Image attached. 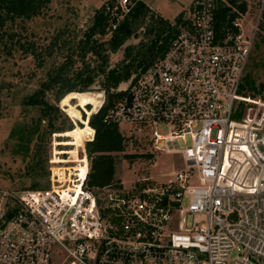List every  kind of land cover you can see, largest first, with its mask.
Here are the masks:
<instances>
[{"label":"built area","instance_id":"1","mask_svg":"<svg viewBox=\"0 0 264 264\" xmlns=\"http://www.w3.org/2000/svg\"><path fill=\"white\" fill-rule=\"evenodd\" d=\"M139 1L105 0L108 28L117 30ZM260 2L251 35L240 16L238 32L221 38L218 0H194L170 21L176 31L163 54L106 114L142 133L150 153L182 154L186 167L90 189L89 140L76 152L55 142L47 187L0 188V264H264V130L234 118ZM195 213L207 221L189 224Z\"/></svg>","mask_w":264,"mask_h":264},{"label":"rangeland","instance_id":"2","mask_svg":"<svg viewBox=\"0 0 264 264\" xmlns=\"http://www.w3.org/2000/svg\"><path fill=\"white\" fill-rule=\"evenodd\" d=\"M194 0H153V6L169 21L175 20L180 12L189 9ZM247 10L241 15L243 32L251 35L262 4L260 0H245ZM105 0H51L40 15L28 19L17 18L8 23L10 32L17 34L13 40L5 38V45L0 46V92L4 117L0 118V188L9 190L41 189L49 184L50 158L56 144L74 145L76 152L86 140V134L71 131L76 122L66 113L61 101L56 103L59 113L42 117L43 110L26 105L25 99L33 93L48 72L57 64L72 55L71 73L83 71L84 76L93 79L85 91L93 92L94 96L102 94L100 108L106 100V76L113 70L123 74L127 69L131 76L119 83L114 91H120L132 81L144 65L152 57L151 47L158 39L159 29L157 13L146 8H138L128 17V27L120 32L106 29L105 34L97 33L93 39L95 51L88 52L84 61L80 56L79 41L84 39L92 26L95 12L104 6ZM264 10V9H263ZM264 21L255 41L248 69L246 72L244 92H241L240 104L234 118L241 120L243 112L251 113L256 129L264 130ZM34 44L42 53L43 64H39L34 55L24 51L17 43ZM49 46L53 47L49 55ZM154 58L152 62L155 60ZM88 65V66H87ZM1 89V87H0ZM78 92V91H77ZM47 99L53 103V95L48 93ZM71 102L76 105V100ZM243 105V106H241ZM90 106V107H89ZM82 116L88 117L84 108L78 107ZM86 109L93 110V104H87ZM45 110V109H44ZM55 116L56 126H62L61 131L50 133L49 118ZM259 117V118H258ZM82 126V122H78ZM130 123H121L120 129L129 139L125 152L120 154L117 165V182L130 187L134 181L143 176H153L157 180L165 179L174 171L186 167L182 154L177 152L150 154L148 140L141 133L130 129ZM56 140V141H55ZM36 145L41 146L46 164L33 168V155ZM187 143L179 140V147ZM57 149L70 148L57 145ZM125 154L136 155L133 159ZM152 154V153H151ZM189 205L185 197L184 207ZM189 224L193 221L205 223L207 216L202 213L189 215Z\"/></svg>","mask_w":264,"mask_h":264},{"label":"trees","instance_id":"3","mask_svg":"<svg viewBox=\"0 0 264 264\" xmlns=\"http://www.w3.org/2000/svg\"><path fill=\"white\" fill-rule=\"evenodd\" d=\"M50 2L51 0H0V46L4 45V48H7L4 41L5 38L11 42L17 36V34L9 31V22H14L17 18L28 19L40 15ZM140 7L149 10L143 1L137 3L135 10ZM246 10L247 3L245 0H218V9L216 12V30L218 36L224 38L228 33L238 32V28L233 27L232 22L240 17L241 14L245 13ZM184 12L179 13L175 20L178 22L181 21ZM127 19L115 30L116 32H120L122 28L128 27ZM156 20L159 35L151 47L153 59L163 54L170 42V38L176 31L170 26L169 20L160 16H157ZM262 21H264V11ZM108 25L109 17L105 13L103 6L95 12L89 33L78 43L80 56L83 61L88 52L95 51L96 42L93 37L97 33L105 34ZM17 43L24 51L34 55L40 65L43 64L42 53L38 51L34 44L21 43V40H18ZM48 49H50L48 54L52 55L53 47L49 46ZM152 60L145 64L144 68ZM73 62L72 55H68L64 62L55 65L48 72L47 78L41 82L40 87L28 95L24 103L41 108L44 112L42 117H46L51 115V113H59V108L56 106V103L61 101V105L66 113L76 122V126L71 131L82 132L86 134V140H89L86 143V150L90 160L87 186L90 189H95L117 181L116 174L119 157L121 153L125 152L129 139L123 134L118 123L106 121V114L121 94L120 91H114L112 88H117L121 81L127 80L131 76V72L127 69L125 73L121 74L117 70H113L106 76V100L98 109L102 94L100 93L94 96L93 92H80L87 90L93 79L90 75L84 76L83 71L71 73ZM0 87L1 92L5 86L1 85ZM245 88L246 86L243 85V92ZM48 93L53 95V103L47 99ZM72 99L76 100V105L71 102ZM87 104H93L94 109L92 111L86 109ZM78 107L84 108L88 113V117L85 114L82 116V112ZM4 109L0 98V118L5 115ZM97 109L98 111H96ZM242 112V117L247 119L253 118L251 113ZM55 119V116L49 118L50 133L62 130V126H56L54 123ZM79 121L82 122V126L78 124ZM152 156L153 154L151 153L146 155V157ZM125 157L133 159L136 155L125 154ZM33 160V168H38L47 162V156H44L40 145H36ZM47 173L49 174L50 172Z\"/></svg>","mask_w":264,"mask_h":264},{"label":"crops","instance_id":"4","mask_svg":"<svg viewBox=\"0 0 264 264\" xmlns=\"http://www.w3.org/2000/svg\"><path fill=\"white\" fill-rule=\"evenodd\" d=\"M143 1L146 6L153 12L157 13V15H159L160 17H163L164 19L169 20L168 18H166L165 16H163L154 6H153V0H141ZM185 11V10H183ZM181 13V12H180ZM179 15V14H178Z\"/></svg>","mask_w":264,"mask_h":264}]
</instances>
